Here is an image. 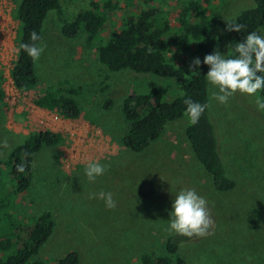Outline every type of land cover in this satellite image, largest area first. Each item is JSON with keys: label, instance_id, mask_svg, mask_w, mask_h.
<instances>
[{"label": "rangeland", "instance_id": "rangeland-1", "mask_svg": "<svg viewBox=\"0 0 264 264\" xmlns=\"http://www.w3.org/2000/svg\"><path fill=\"white\" fill-rule=\"evenodd\" d=\"M90 1L60 0V4L71 21ZM166 1L174 6L177 0ZM220 1L226 8L225 20L254 6V0ZM14 8L15 0H0L2 89L17 54ZM128 13L129 9L123 10L116 17ZM257 31L264 33V28ZM101 39L105 40L97 38L89 47L85 33L62 36L56 13L49 12L39 43L44 51L34 62L38 84L28 91L34 104L31 120L22 112V104L7 112L10 84L4 86L8 93L2 90L0 161L23 144L28 134L50 131L63 138L62 144L44 147L34 156L30 186L11 202L8 211L23 224H31L43 212L53 216L54 230L31 263L76 252L78 264H141L144 254H164L166 239L177 235L167 231L172 199L178 190L194 188L208 202L212 224L204 236L182 235L178 256L185 264H264V112L247 95L237 93L227 104L209 96L219 157L226 176L235 183L229 191H216L211 176L191 152L185 136L190 123L186 116L167 123L161 137L140 153L121 144L128 129L122 116L126 97L150 95L155 104L169 103L180 92L171 79L129 70L109 72L95 52ZM225 45L223 41L219 48L222 54L227 53ZM168 57L178 63L190 59L174 50ZM51 87L78 93L75 100L82 110L78 119L64 120L56 109L50 111L37 103ZM152 90L157 95H151ZM208 90L210 95L209 84ZM108 101L112 106L107 110ZM94 158L106 164L107 171L89 182L83 169ZM0 175L5 188L0 197L9 193L12 199L16 185L10 170L0 166ZM101 190L113 193L114 209L93 197ZM13 219L0 222V238L11 236Z\"/></svg>", "mask_w": 264, "mask_h": 264}, {"label": "trees", "instance_id": "trees-1", "mask_svg": "<svg viewBox=\"0 0 264 264\" xmlns=\"http://www.w3.org/2000/svg\"><path fill=\"white\" fill-rule=\"evenodd\" d=\"M127 9L129 13L126 16L116 17L118 12ZM51 11L56 13L62 36L75 38L85 33V43L89 47L94 46L97 38H105L104 41L101 39L95 52L99 63L109 72L129 70L137 74H152L171 79L177 86L180 95L169 103L155 104L150 95L142 94H131L124 99L122 116L128 129L121 138V144L127 150L140 153L158 140L167 123L185 116V99L208 103L209 107L199 121L188 124L185 136L192 154L211 176L215 190L225 192L235 187V183L226 176L218 153L217 135L210 117L208 82L204 77L208 66L203 64V58L214 48L219 50L223 41L227 43L226 54L233 55L235 43L241 42L249 32L264 28V0H254L252 8L235 17L244 26L240 33L226 31V8L220 0H177L174 6L168 5L166 0H91L88 8L76 14L71 21L65 17L60 0H15L13 18L18 22L17 49L22 42L32 43L29 37L33 31L42 38L43 23ZM172 50L190 59L178 63L168 57ZM196 57L201 59L198 69L191 67ZM34 62L23 51H17L10 71L17 89L30 91L37 87ZM2 78L0 71V102L4 98ZM151 92V95H157V91ZM77 94L74 89L51 87L37 103L50 111L56 109L66 119L75 120L82 114L75 100ZM260 95L264 97V91ZM111 106L112 102L108 101L105 109ZM62 142V136L57 133H31L6 160L0 161V166L10 170V178L16 185L12 199L9 193L0 197V222L6 224L13 219L8 212L11 202L29 188L34 156L42 148L58 146ZM18 164H23V172L17 171ZM3 189L0 184L1 196ZM54 227L50 212H43L31 224L13 219L11 236L0 238V264H78L76 252L54 261L31 263ZM182 239V235L167 238L165 253L144 254L141 264H185L178 256ZM13 246L18 247L13 250Z\"/></svg>", "mask_w": 264, "mask_h": 264}, {"label": "clouds", "instance_id": "clouds-1", "mask_svg": "<svg viewBox=\"0 0 264 264\" xmlns=\"http://www.w3.org/2000/svg\"><path fill=\"white\" fill-rule=\"evenodd\" d=\"M226 31L240 33L244 27L235 18L225 20ZM29 39L32 43H20L17 51H23L33 61H38L44 51L41 36L33 31ZM233 55L222 54L218 49H213L203 58V64L208 66L204 76L211 85L210 99L219 104H227L237 93L247 95L255 100L258 111L264 112V33L259 31L249 32L241 42L233 48ZM201 59L196 57L191 62V67L198 69ZM185 116L190 123L196 124L201 115L209 107L208 103L201 104L190 98L184 100ZM17 171L23 172V164L17 165ZM107 171V165L98 159L90 160L84 167L83 173L89 182H95ZM94 198L103 201L105 208L114 209L116 201L111 191L101 190L93 194ZM167 231L191 237L204 236L212 224L208 210V202L199 195L194 188L178 190L171 202L168 213Z\"/></svg>", "mask_w": 264, "mask_h": 264}, {"label": "built area", "instance_id": "built-area-1", "mask_svg": "<svg viewBox=\"0 0 264 264\" xmlns=\"http://www.w3.org/2000/svg\"><path fill=\"white\" fill-rule=\"evenodd\" d=\"M9 84H10V90L9 91L12 94L11 95L9 94L10 101L8 103V105H9L8 109L6 107L7 112L14 110L13 107H19V104H22L23 105L22 112L26 113L27 118L29 120H31V115L34 111V104H33V101L31 103V99L29 98V92L17 89L13 84V81L10 77V73H9V81L6 82V84L4 83L3 89H4L5 85L7 86ZM1 87H2V85H1ZM4 90L8 93L7 87ZM15 109H20V108H15ZM60 116H62V115H60ZM63 119L67 120V121H71V120L66 119L64 117H63Z\"/></svg>", "mask_w": 264, "mask_h": 264}]
</instances>
